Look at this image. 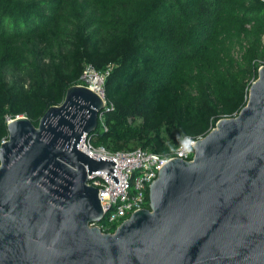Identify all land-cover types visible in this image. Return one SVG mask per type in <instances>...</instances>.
I'll use <instances>...</instances> for the list:
<instances>
[{
  "label": "water",
  "instance_id": "water-1",
  "mask_svg": "<svg viewBox=\"0 0 264 264\" xmlns=\"http://www.w3.org/2000/svg\"><path fill=\"white\" fill-rule=\"evenodd\" d=\"M105 110L70 87L38 126L8 121L0 146V264H264V65L237 117L219 120L172 159L149 189V208L113 233L89 176L117 165L79 149Z\"/></svg>",
  "mask_w": 264,
  "mask_h": 264
},
{
  "label": "trees",
  "instance_id": "trees-1",
  "mask_svg": "<svg viewBox=\"0 0 264 264\" xmlns=\"http://www.w3.org/2000/svg\"><path fill=\"white\" fill-rule=\"evenodd\" d=\"M85 64L111 67L93 145L170 155L247 105L264 0H0V146L9 119L38 126Z\"/></svg>",
  "mask_w": 264,
  "mask_h": 264
},
{
  "label": "built area",
  "instance_id": "built-area-1",
  "mask_svg": "<svg viewBox=\"0 0 264 264\" xmlns=\"http://www.w3.org/2000/svg\"><path fill=\"white\" fill-rule=\"evenodd\" d=\"M110 71L111 67L101 72L93 65L85 64L79 84L88 87L103 100L105 110L100 114L99 122L105 129H107L104 122L105 111L112 109L108 107L105 93V82ZM213 129L214 127L210 131ZM203 138L187 137L171 151L170 155H160L142 148L133 151L110 152L103 146H94L89 136L85 137L79 149L95 160L99 161L102 158L113 161L117 165L116 177L120 181L117 186L104 173L89 176L88 185L100 191L101 205L105 214L104 219L94 226H98L104 233H113L114 231L111 232V230L114 227L117 229L133 213L148 209L149 189L158 178L161 169L172 159L192 161L194 146L198 140Z\"/></svg>",
  "mask_w": 264,
  "mask_h": 264
},
{
  "label": "rangeland",
  "instance_id": "rangeland-1",
  "mask_svg": "<svg viewBox=\"0 0 264 264\" xmlns=\"http://www.w3.org/2000/svg\"><path fill=\"white\" fill-rule=\"evenodd\" d=\"M24 117H26L25 115H23Z\"/></svg>",
  "mask_w": 264,
  "mask_h": 264
}]
</instances>
